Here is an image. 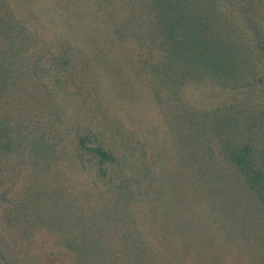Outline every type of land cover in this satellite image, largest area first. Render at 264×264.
Listing matches in <instances>:
<instances>
[{"label":"rangeland","instance_id":"obj_1","mask_svg":"<svg viewBox=\"0 0 264 264\" xmlns=\"http://www.w3.org/2000/svg\"><path fill=\"white\" fill-rule=\"evenodd\" d=\"M138 1H89L88 8L94 11L91 16L97 15L95 13L105 15L103 18L90 16L89 23L95 25L94 31L99 32L97 39L100 42L105 39L103 31L99 29L100 19L116 26H121L125 20L129 22L128 32L122 29L121 36H124L116 40L121 44L113 53L101 57L92 54L88 62H75V70L64 74L68 83L64 84V79L51 70L49 54L41 56L39 52H27L31 60L27 62V70L20 62V71L27 78L19 82V94L23 98L15 103L21 111H14V117L29 124V130L33 132L31 139H45V142L44 146H37L39 150L33 160L34 165H23L15 169L12 180L7 184L10 188L8 199L0 200V217L10 212L12 215L21 214L24 221L30 218L36 222L38 217L39 221L47 215L45 219L50 217L46 225L51 223L52 226H49L50 229L41 226L29 228L31 236H23L22 243L11 231L0 232L1 248L6 254L15 256L18 264H66L79 258V252L85 253L83 249L89 251V245L77 249V253L68 251L67 258L63 257L61 253H64V249L56 244L54 228L60 227L62 230L61 227L66 225L70 233V225L84 230L85 227L89 228L90 223H94L89 228V238L97 236L114 244L125 233V229L131 227H126V223H137L141 230L149 231L152 226L151 215L154 210L159 211L161 200L167 199L164 203H171L176 212L170 219L174 216L178 218V210L186 212L190 218L189 223L181 224L183 230L193 237V241L188 240L181 246L185 255L194 256L191 251L194 249L199 262L212 263L215 255L226 256L231 250L233 257L230 255L228 258L236 259L237 264H264V235L259 238L257 233L262 227L261 221L264 225V215L244 193L239 177L219 154L213 136L205 134L204 129L196 127L186 117L190 114L189 110L196 113L226 111L229 105H238L243 121L247 120L248 123L250 119L246 116H264V108H260V105L264 106V61L259 70L263 82L257 84V89L253 91L232 93L208 85L189 84L178 92L172 91V88L167 89V92L161 90L158 99L153 89L159 84L149 76L151 69L147 59L150 58L146 52H140L137 46L148 38L141 34L147 31V13L140 7L139 12L133 7L129 8ZM143 1L140 5L146 4ZM15 7L23 25H27L39 41L42 38L48 41L47 44L50 43L51 39L44 37V33L49 35V32L43 31L39 16L26 6ZM58 15L56 20L60 21ZM254 40L257 41L256 38ZM35 43L39 44L38 51L43 48L44 42ZM65 85L67 89L79 90L80 95L68 96L67 91H62ZM59 135L63 141L60 140L62 145L56 147ZM80 138L85 140L87 146H95L97 141H101L106 148L115 151L121 160L120 172L131 169L135 176L139 173L145 175L146 181L136 185L137 192H143L138 187L142 183L151 186L148 197L137 198L133 205L132 215L136 213V218L133 216L129 219L127 215L119 214L112 219L116 226L108 232L102 228L106 214L101 211L108 201L110 190L117 191L119 181L115 180L110 185L101 179L97 183L94 181L97 159L77 148ZM47 143L52 146L51 149L47 148ZM211 149L212 155L209 153ZM194 172L195 175L201 172L206 174L204 178L208 181L203 189L206 187V195L210 193L214 200L221 201L217 207L218 212L223 214L231 207L234 208L233 214H226L223 224L236 235L237 245L220 237L224 231L220 233V227L218 230L216 225L211 227L212 220L208 215L205 216V208L210 214L215 201L204 206L193 204V200L198 199L195 183L190 179ZM15 208L19 213L14 212ZM143 208L146 210L145 216L142 215ZM201 209L204 210L203 215L200 214ZM246 219L248 225L239 222H245ZM163 232L168 236L171 234L168 225H165ZM195 232L204 233L205 238L201 240L200 237L199 242ZM79 234L76 236L79 237ZM206 244L210 247L208 251L205 249ZM195 246H200L202 250L196 253ZM55 253L61 256L54 257ZM95 254L101 257V250L97 249Z\"/></svg>","mask_w":264,"mask_h":264},{"label":"trees","instance_id":"obj_2","mask_svg":"<svg viewBox=\"0 0 264 264\" xmlns=\"http://www.w3.org/2000/svg\"><path fill=\"white\" fill-rule=\"evenodd\" d=\"M89 1L91 0H33L32 2L0 0V200L8 199L10 188L7 184L12 180L15 169L23 165L31 166L39 147L44 146L45 142V139H31L33 132L29 130V124L14 117V111H21L15 103L23 98L19 94L21 89L18 85L23 78H27V75L20 71V62L27 70V62L31 61L27 52L31 51V54L39 52L42 53L41 56L49 54L48 62L51 70L63 80L65 73L75 70V62L81 60L88 62L92 54L101 57L118 50L121 43L116 40L124 36H121L122 29L128 32L129 22L125 20L120 24L121 26L112 23L111 26L100 19L99 29L103 31L105 37L100 42L97 39L99 32H95L96 28L93 27L95 25L89 22L91 17L103 18L105 15L95 13L97 15L91 16L94 11L91 7L88 8ZM144 1H146L145 5H140L141 0H139L129 8L133 7L139 12L140 7L147 13L148 22L145 27L147 31H142L141 34L147 35L148 38L146 42H140L137 46L140 52H146L150 58L147 59L151 69L149 76L151 75L159 84L153 89L158 99L161 90L167 92V89L172 88V91L178 92L189 84L208 85L210 88L228 90L232 93L253 91L257 89V84H262L263 79L259 70L264 61V0ZM16 5L26 6L39 16L43 31L49 32V35L44 33V37L50 38V43L47 44L48 41L42 38L39 41L37 35L27 25H23L15 11ZM56 14H59L60 21L56 20ZM36 41L44 42L43 48L39 51V44L37 45ZM81 66L83 67V64ZM63 83H68V80L64 79ZM66 86L62 91H67L68 96L80 95L79 90L73 91L65 88ZM68 96L66 94V97ZM260 108L264 106L260 105ZM189 111L190 114L186 116L189 118L188 121L204 129L205 134L213 136L219 154L239 177L244 193L264 215V116L254 118L246 116L245 118L250 119L249 123L247 120L243 121L238 105H229L226 111L201 113ZM60 140L63 141L61 136L58 143H55L56 147L62 145ZM47 148L51 149L52 146L47 143ZM77 148L97 159L94 176L96 183L100 179L102 182L108 181L109 185L115 180L119 181L117 191L110 190L108 201L101 211L106 214L105 224L102 227L104 232L116 226L112 219L117 218L119 214L127 215L129 219L133 216L136 218V213L132 215L134 203L137 202V198H147L150 194L151 186L144 183L138 186L143 192L136 191L137 183L146 181V176L140 173L135 176L131 173V169L120 172L121 160L117 153L106 148L101 141H97L95 146H87L85 140L80 138ZM209 153L213 154L212 149ZM204 176L206 177V174L204 175L203 172L200 175H195L194 172L190 178L195 183L198 197L193 200L195 202L193 204L204 206L215 201L210 214L204 207L205 216L208 215L212 220V225L206 223L211 227L216 225L218 230L220 227V233L224 231L220 237L227 238L237 245L236 235L224 226V217L228 213L233 214L234 208L231 207L223 214L217 211L221 201L214 200L210 193L206 195V187L203 189V186L208 179ZM32 198L33 196L31 200ZM165 201L167 199L161 200L159 211L156 209L151 215L152 226L149 231L141 230L137 223H126V227H131H125V233L123 232L121 238L114 244L108 242L109 240L103 241L97 236L89 238V228L94 226V223H90L89 228L85 227L84 230L70 225L68 228L70 233L66 230V225L61 227L62 230L60 227L54 228L56 244L64 249L62 251L64 253H61L63 257H66L68 251L77 253L81 247L86 248L89 245V251L83 249L85 253L79 252V258L66 264H237L236 259L231 258L233 257L231 250L226 256L215 255L212 263L199 262L194 249L191 250L194 256L185 255L181 246L188 240L193 241V237L183 230L181 224L189 223L190 218L186 212L178 210V218L174 216L170 219L176 212L171 207V203H164ZM202 209L200 214L203 215ZM14 212L19 213V210L16 209ZM5 214L4 217H0V232L11 231L21 243L24 237L31 236L32 231H29V228L36 229L41 226L50 229L52 226L51 223L46 225L50 217L45 219L47 215H44L45 218L41 217V221H38V217L35 222L34 219L27 217L24 221L21 214L12 215L10 212ZM142 215H146L145 208L142 210ZM42 219L45 223L43 226ZM239 222L248 225L247 219L245 222ZM254 223L258 226V223ZM10 224L13 225L10 227ZM165 225H168L171 232L169 236L163 232ZM261 226L257 231L259 238L264 235L262 221ZM77 233L82 234H79L80 238L76 236ZM195 235L199 242L205 238L204 233L195 232ZM167 240L170 241L169 244ZM1 245L2 239H0V264H18L15 256L6 254ZM195 247L196 253L202 250L200 246ZM209 248L206 244L205 249L208 251ZM97 249L101 250V257L95 254ZM56 254H53L54 257L61 256ZM230 255L231 257L228 258Z\"/></svg>","mask_w":264,"mask_h":264}]
</instances>
